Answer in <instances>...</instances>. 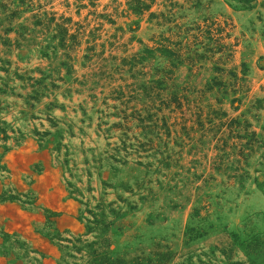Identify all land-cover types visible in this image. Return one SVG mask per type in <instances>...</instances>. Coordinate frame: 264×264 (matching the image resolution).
Instances as JSON below:
<instances>
[{
  "label": "rangeland",
  "instance_id": "1",
  "mask_svg": "<svg viewBox=\"0 0 264 264\" xmlns=\"http://www.w3.org/2000/svg\"><path fill=\"white\" fill-rule=\"evenodd\" d=\"M263 1L0 0V264H264Z\"/></svg>",
  "mask_w": 264,
  "mask_h": 264
},
{
  "label": "trees",
  "instance_id": "2",
  "mask_svg": "<svg viewBox=\"0 0 264 264\" xmlns=\"http://www.w3.org/2000/svg\"><path fill=\"white\" fill-rule=\"evenodd\" d=\"M264 6V1H263ZM2 24V21H0V25ZM10 30V28H5V33ZM251 242H249L248 245H250ZM158 246V245H157ZM156 248V247H155ZM153 257H146V256H135L134 258L130 260H124L122 258L115 259L113 261H110L109 259H106L98 264H167L168 261L171 258V254L169 252L163 251H153V254H151ZM98 255L96 254L95 260H97Z\"/></svg>",
  "mask_w": 264,
  "mask_h": 264
},
{
  "label": "bare ground",
  "instance_id": "3",
  "mask_svg": "<svg viewBox=\"0 0 264 264\" xmlns=\"http://www.w3.org/2000/svg\"><path fill=\"white\" fill-rule=\"evenodd\" d=\"M8 156H9L8 158H10V157H11L10 155H8ZM11 159H12V157L9 159V161H10ZM17 173H18V172H17ZM15 175H16V174H15ZM16 177H17V176H16ZM16 177H15V178H16Z\"/></svg>",
  "mask_w": 264,
  "mask_h": 264
}]
</instances>
